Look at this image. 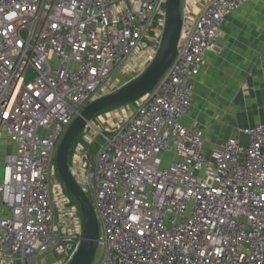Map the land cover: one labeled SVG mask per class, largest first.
<instances>
[{"label": "built area", "instance_id": "obj_1", "mask_svg": "<svg viewBox=\"0 0 264 264\" xmlns=\"http://www.w3.org/2000/svg\"><path fill=\"white\" fill-rule=\"evenodd\" d=\"M249 1L211 0L183 27L158 86L104 136L91 165L71 169L94 194L98 264H264V123L242 130L245 142L230 138L209 153L204 130L183 123L207 55L223 49L221 26ZM166 6L0 0V137L13 146L0 180V264H38L50 252L57 264L74 258L83 230L73 213L55 216L58 146L143 41L159 34Z\"/></svg>", "mask_w": 264, "mask_h": 264}, {"label": "crops", "instance_id": "obj_2", "mask_svg": "<svg viewBox=\"0 0 264 264\" xmlns=\"http://www.w3.org/2000/svg\"><path fill=\"white\" fill-rule=\"evenodd\" d=\"M210 1L187 0L185 29ZM219 42L223 49L207 55L194 80L193 104L183 122L204 130L207 153L230 138L245 142L242 130L264 123V0H250L229 16L219 30ZM141 62L145 59L137 54L128 68ZM79 161L76 157L78 172L83 167Z\"/></svg>", "mask_w": 264, "mask_h": 264}, {"label": "water", "instance_id": "obj_3", "mask_svg": "<svg viewBox=\"0 0 264 264\" xmlns=\"http://www.w3.org/2000/svg\"><path fill=\"white\" fill-rule=\"evenodd\" d=\"M186 3L187 0H167L166 20L161 42L149 66L135 80L88 104L75 118L60 141L56 155L57 171L66 189L79 204L83 221L82 241L70 264H93L100 232L94 204L71 170L70 148L99 113L112 107L134 103L158 86L177 55L183 31Z\"/></svg>", "mask_w": 264, "mask_h": 264}, {"label": "rangeland", "instance_id": "obj_4", "mask_svg": "<svg viewBox=\"0 0 264 264\" xmlns=\"http://www.w3.org/2000/svg\"><path fill=\"white\" fill-rule=\"evenodd\" d=\"M231 16V15H230ZM165 19V18H162ZM166 20V19H165ZM165 20H162V25L158 30L159 34L155 35L154 32L150 34L148 39L143 41L138 54L145 59V62H141L139 66L135 68L125 67L121 69L115 76L112 78L107 85L99 94V98L110 93L117 91L119 88L130 83L131 81L138 78L144 70L149 66L151 60L153 59L162 38L163 28ZM159 22V20H157ZM155 25H159L157 22ZM137 102L121 105L117 108L111 110H104L101 114L96 116L90 126L85 128L83 132L78 136L70 148L69 152V164L71 169L75 167V154L79 158L80 164H87L88 166L93 163L97 157V154L105 144L104 136H110L112 133L116 132L119 129L121 122L125 121L127 118L131 117L132 113L135 111ZM7 137L3 134L0 137V167L3 166L5 157L12 153V146L9 145ZM82 147V148H81ZM85 172L87 169L85 168ZM51 184L53 187V198L55 200V216L59 222L69 219V213H73L74 220L80 225V228L83 230V221L80 211L79 204L71 196V194L66 189L56 167L55 161V170L52 173ZM87 195L89 196L92 202L95 201L94 194L92 191L88 190ZM102 235V229L100 228L99 236ZM104 257V251L100 249L99 243L93 264H98ZM59 257L53 253H46L43 256L38 257V264H57Z\"/></svg>", "mask_w": 264, "mask_h": 264}, {"label": "trees", "instance_id": "obj_5", "mask_svg": "<svg viewBox=\"0 0 264 264\" xmlns=\"http://www.w3.org/2000/svg\"><path fill=\"white\" fill-rule=\"evenodd\" d=\"M117 107H119V106H117ZM117 107H112V108H109V109H107V110H111V109H114V108H117ZM107 110H106V111H107ZM103 112H104V111H103ZM101 113H102V112H101ZM101 113H99V114H101ZM99 114H98V115H99ZM98 115H97V116H98Z\"/></svg>", "mask_w": 264, "mask_h": 264}]
</instances>
